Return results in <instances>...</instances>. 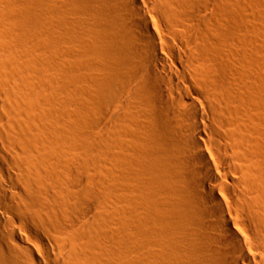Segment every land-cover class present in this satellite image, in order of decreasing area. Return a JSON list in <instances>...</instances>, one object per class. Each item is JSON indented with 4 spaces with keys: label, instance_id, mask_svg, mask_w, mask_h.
I'll list each match as a JSON object with an SVG mask.
<instances>
[{
    "label": "bare ground",
    "instance_id": "1",
    "mask_svg": "<svg viewBox=\"0 0 264 264\" xmlns=\"http://www.w3.org/2000/svg\"><path fill=\"white\" fill-rule=\"evenodd\" d=\"M0 264H264V0H0Z\"/></svg>",
    "mask_w": 264,
    "mask_h": 264
}]
</instances>
